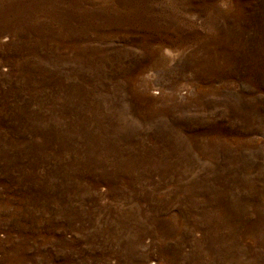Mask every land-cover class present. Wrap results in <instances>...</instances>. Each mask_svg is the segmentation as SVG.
I'll return each mask as SVG.
<instances>
[{
	"label": "rangeland",
	"instance_id": "374dc122",
	"mask_svg": "<svg viewBox=\"0 0 264 264\" xmlns=\"http://www.w3.org/2000/svg\"><path fill=\"white\" fill-rule=\"evenodd\" d=\"M0 264H264V0H0Z\"/></svg>",
	"mask_w": 264,
	"mask_h": 264
}]
</instances>
